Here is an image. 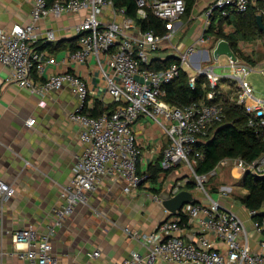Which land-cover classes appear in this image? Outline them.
I'll return each instance as SVG.
<instances>
[{"label": "built area", "instance_id": "1", "mask_svg": "<svg viewBox=\"0 0 264 264\" xmlns=\"http://www.w3.org/2000/svg\"><path fill=\"white\" fill-rule=\"evenodd\" d=\"M30 2L31 21L28 25H16L10 30L0 27V64L11 69L13 83L31 93L42 95L70 87L79 105L68 117L78 125L80 140L85 145L82 154L76 158L68 185L62 190L64 205L53 211L54 226H60L71 216L76 206L87 203V194L96 190L98 181L105 174L120 178L125 184V193H131L147 181L148 176L140 175L137 168L141 150L133 128L137 118L144 117L154 122L168 140L161 151V169L168 171L183 164L191 171L192 180L184 177L167 189L170 197L191 181L204 197L195 204L184 205L150 233L124 229L125 236L141 243L146 253L132 252L119 264H264V220L252 221L254 232L262 236L257 242L260 251H254L241 217L232 207L213 200L204 188L208 179L215 177L228 163L234 164L241 177L245 173L264 176V156L250 163L241 159L225 160L202 176L196 175L192 167L202 155L194 152L191 157L196 142L224 119L223 106L216 103L222 97L221 83H226L229 90L226 101L242 108L246 114L247 126L252 129L264 127V98H259L245 81L249 73L262 72V67H253L235 55V59L223 56L226 59L219 66L222 73L216 74L213 63L219 57L215 59L212 52L219 42L225 40L212 42L209 49L211 41L205 36L208 27L216 20L215 12L219 20L233 12L245 13L249 0L211 2L204 11L203 33L183 51L181 47L171 45V41L175 25L185 15V0L135 1L140 19H146L150 12L164 23L162 34L141 30L124 14V10L114 7L112 0ZM80 12H85L86 16L74 28L78 48L67 52L62 64H87L95 60L100 79L115 104L112 112L97 117L90 116L84 109L89 95L86 82L70 71L49 73V68L56 66L57 60L36 48L41 38L38 25L44 18ZM44 40L55 41L54 32H44ZM260 41L264 43V36ZM165 45L172 49L176 61L165 69H151L153 57ZM185 70L189 71L188 87L191 90L196 88L199 78L204 79V99L183 107L170 106L164 101L165 87ZM33 124L34 120L25 122L27 127ZM11 193V186L0 180V209ZM220 193L225 198L231 191L221 189ZM153 200L161 204L159 195H154ZM165 213L169 215L166 210ZM253 214L249 212L251 219ZM186 229L191 230L193 238L190 241L183 238ZM52 235V228L45 236H39L32 227L14 231L12 242L26 247L17 252V257L30 264H58L50 243ZM99 255L94 251L90 258L95 260Z\"/></svg>", "mask_w": 264, "mask_h": 264}, {"label": "crops", "instance_id": "2", "mask_svg": "<svg viewBox=\"0 0 264 264\" xmlns=\"http://www.w3.org/2000/svg\"><path fill=\"white\" fill-rule=\"evenodd\" d=\"M213 1L195 0L191 13L185 18L187 24L182 25L179 21L175 25L171 45L179 46L183 51L196 41L203 33V11ZM197 7L198 11L194 13ZM30 14V0H0V27L5 30L16 25H28ZM85 16V12L47 16L38 25L41 38L36 48L57 60V65L50 67L49 73L70 71L86 82L89 95L84 109L90 116L94 112L101 115L112 112L115 104L100 79V69L95 60L87 64H62L65 54L78 47L74 28ZM193 29L195 32L188 37L190 44L185 47L177 36ZM46 31L54 32L55 41L44 40ZM206 32L211 44L217 41ZM259 42L260 39L252 45L242 43L240 49L243 52L249 45H262ZM171 50L169 45H165L151 63L157 67L166 65L165 62L168 65L175 62ZM258 56L259 60L251 61L250 65L262 67L259 74L264 76V49ZM185 73L188 76L189 72L185 70ZM10 76L11 69L0 64V180L12 189L9 200L0 209V264H30L17 257V252L26 247L15 245L11 237L14 231L28 227L35 229L39 236H45L50 228L53 229L50 243L58 264H119L132 252L144 255V246L128 239L123 230L150 233L164 219L172 217L153 197L158 195L156 191L169 189L185 174L178 171L179 167L162 170L155 180L146 181L131 193L124 192L125 184L120 178L105 174L98 181L96 190L87 194V203L76 206L71 216L65 218L60 226H54L53 211L64 205L62 190L69 183L76 158L85 149L78 125L68 117L78 107L79 101L70 87L39 95L18 87ZM225 84H220L222 97L216 101L221 106L228 103L229 90ZM28 120H34L31 127L25 126ZM133 128L141 150L137 168L142 174L160 161L161 151L168 140L163 131L147 118L138 117ZM227 169L232 171L233 177H241L234 164L228 163L210 180H216ZM220 182L219 187L210 192L217 195V201L232 207L241 217L251 235V249L260 251L257 242L262 236L254 232L249 212L234 199V202L228 201L230 195L221 197V189H230L233 195L234 187L227 181L222 184L224 180L220 179ZM197 200L202 201V198ZM183 238L186 241L193 238L190 229L184 230ZM94 251L100 255L92 260L90 257Z\"/></svg>", "mask_w": 264, "mask_h": 264}, {"label": "trees", "instance_id": "3", "mask_svg": "<svg viewBox=\"0 0 264 264\" xmlns=\"http://www.w3.org/2000/svg\"><path fill=\"white\" fill-rule=\"evenodd\" d=\"M48 4L53 0H46ZM136 0H112L117 9L124 10V14L132 18L143 31L152 30L156 34H162L165 31V25L162 21L154 18L149 12L146 19H140L136 13ZM195 0H185V16L189 15L193 9ZM215 18L219 17L214 13ZM261 15L264 22V0H249L248 9L245 13H230L228 16L218 21L214 20L207 29V34H211L214 40H225L232 53L239 59L250 63L252 60L244 56L240 49L242 43H253L262 39L264 34L260 31L256 16ZM229 26L230 33L223 34L222 27ZM78 48V47H77ZM76 48V49H77ZM74 49V50H76ZM72 50V51H74ZM166 65L150 64L153 70L165 69ZM203 78H199L196 88L191 90L188 87V76L183 71L179 77L165 87L164 101L170 106L183 107L204 99L205 90L202 88ZM208 90V89H207ZM224 119L222 122L214 124L205 137H201L193 146V153L198 152L202 158L192 165L196 175L202 176L215 169L222 161H233L241 159L247 163L255 161L264 156V127L261 129H252L247 126V116L242 108L233 103H227L223 106ZM97 117V113L91 114ZM161 160V159H160ZM172 170V169H171ZM162 171L160 161L151 165L146 174L147 181L155 180ZM140 174V175H143ZM241 187L246 189V193L234 196L238 202L248 212H253V220H264V176H253L245 173L241 177ZM183 190L192 191L195 189L193 181L187 183ZM161 191H156L159 195ZM183 220H181V224Z\"/></svg>", "mask_w": 264, "mask_h": 264}, {"label": "rangeland", "instance_id": "4", "mask_svg": "<svg viewBox=\"0 0 264 264\" xmlns=\"http://www.w3.org/2000/svg\"><path fill=\"white\" fill-rule=\"evenodd\" d=\"M198 11V7L195 8V10L193 11L194 13ZM204 13V11H203ZM188 18L187 15L183 17V19L180 20L182 25L187 24L186 19ZM216 21H218V17L216 18ZM196 29V28H195ZM229 29L231 30V28L229 26H224L222 27V33L223 34H227ZM195 32V30L193 29L192 31H187L185 35H182L181 33L178 34L177 39L180 40L181 42H183L182 44L185 45V47L189 46V41H188V37L191 36V34H193ZM211 37H213V35L210 34ZM262 45H256V46H251L252 43H250V45L248 47H244L243 53L244 56L249 57V59H251L252 61H256L259 60V56L260 55V51L262 49H264V43L263 42H259ZM211 43L209 44V49L211 48ZM205 49H207V47H205ZM225 57L220 56L217 62L213 63V66H215V73H222L221 69H219V66L222 64L223 61H225ZM189 72V71H188ZM193 74H195L194 71H191ZM245 81L250 84L254 90H255V94L259 97H264V76L257 73V72H251L249 73L246 78ZM180 170H178L179 172H181L182 174H185V177L189 178L192 180V175H191V171L183 164H181L179 166ZM226 175V176H224ZM236 175V174H235ZM216 180L213 181L208 179V181L206 182L205 185V190L208 192V195L212 197L213 200H216L218 197L216 194H214L212 191L213 189L219 187V185L221 184L220 179L224 180V182H222V184H225L227 181L228 185H232L234 187L233 189V195L230 194L229 196V200L230 202H234L233 197L234 196H239L242 195L244 193H246V189H244L243 187H241V177L238 176V178L236 176L233 177L232 175V171L230 169L224 170L222 171L216 178ZM193 195L196 199L199 198H203L204 195L197 191L196 189L193 191ZM249 237L251 238V235L249 234Z\"/></svg>", "mask_w": 264, "mask_h": 264}, {"label": "water", "instance_id": "5", "mask_svg": "<svg viewBox=\"0 0 264 264\" xmlns=\"http://www.w3.org/2000/svg\"><path fill=\"white\" fill-rule=\"evenodd\" d=\"M257 25L260 31L264 34V22L261 15L256 16ZM212 56L216 59L220 56L231 57L235 59L230 46L227 42L221 41L217 44L212 52ZM159 198L161 199L162 207L169 213V215H175L184 205L195 204L198 200L194 197L191 191L181 190L173 197H170L167 190L159 193Z\"/></svg>", "mask_w": 264, "mask_h": 264}]
</instances>
